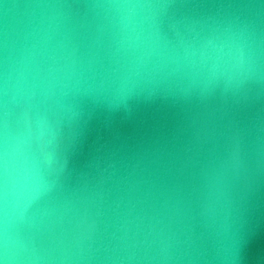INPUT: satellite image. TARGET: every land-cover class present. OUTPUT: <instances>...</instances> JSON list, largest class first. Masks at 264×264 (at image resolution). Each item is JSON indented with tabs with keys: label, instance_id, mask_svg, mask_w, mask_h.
I'll return each mask as SVG.
<instances>
[{
	"label": "water",
	"instance_id": "95a60500",
	"mask_svg": "<svg viewBox=\"0 0 264 264\" xmlns=\"http://www.w3.org/2000/svg\"><path fill=\"white\" fill-rule=\"evenodd\" d=\"M0 264H264V0H0Z\"/></svg>",
	"mask_w": 264,
	"mask_h": 264
}]
</instances>
